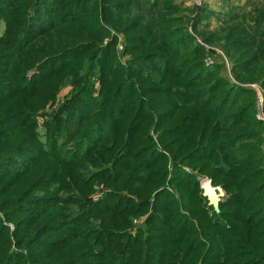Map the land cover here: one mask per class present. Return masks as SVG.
Here are the masks:
<instances>
[{
    "label": "trees",
    "instance_id": "1",
    "mask_svg": "<svg viewBox=\"0 0 264 264\" xmlns=\"http://www.w3.org/2000/svg\"><path fill=\"white\" fill-rule=\"evenodd\" d=\"M196 8L191 32L176 0H0V264H264V122ZM228 12L260 79L264 7Z\"/></svg>",
    "mask_w": 264,
    "mask_h": 264
},
{
    "label": "rangeland",
    "instance_id": "2",
    "mask_svg": "<svg viewBox=\"0 0 264 264\" xmlns=\"http://www.w3.org/2000/svg\"><path fill=\"white\" fill-rule=\"evenodd\" d=\"M177 3L181 4L183 6L182 13H185L187 15L186 24L189 26V30L193 32L192 29V22L193 18L195 17L196 13V7H206L209 12V18L204 22L202 29L203 30H209L208 33H215L216 38L213 42L207 43L204 41L203 35L204 33H200L199 35H196L197 42L203 44L208 51L213 49L216 54H220L223 57V74L224 76L234 84H238L243 86L246 89L251 90L255 95V107H256V117H257V103H256V91L251 88L252 86H261L264 89V76H262L260 79H255L252 81H242L238 80L235 74L232 71V61L226 56L224 53V50L222 49V44L225 43V39L223 36V31H221V27L224 26V21L229 20V12L228 9L235 10L238 16L244 11L253 10L256 8H262L264 7V0H176ZM241 19V17H240ZM225 21V22H226ZM3 29V26H0V31ZM111 34L118 36V55L119 59L123 64H126L127 60L129 59V55L125 53V42L124 37L125 34L121 31H118L117 29L111 27ZM110 37H106L104 39V44H106L109 41ZM120 45L123 46V48H120ZM215 59H213L212 55H208L205 59V63L208 66H212ZM98 85V83H97ZM58 94L56 96L55 101H51L47 104L46 108L43 110L45 112L50 111L53 108V105H57L59 103L58 100L64 98L69 92L72 90V86L70 84L68 85H61L58 89ZM210 182L208 179H203V186L205 182ZM211 184V183H210ZM212 185V184H211ZM214 188V186L212 185ZM222 187V186H221ZM223 188V187H222ZM204 194L206 191L205 186L203 187ZM215 189V188H214ZM216 191V190H215ZM225 191V190H224ZM218 194L219 192L216 191ZM206 195V194H205ZM145 218H141L139 220H135V222H143Z\"/></svg>",
    "mask_w": 264,
    "mask_h": 264
},
{
    "label": "built area",
    "instance_id": "3",
    "mask_svg": "<svg viewBox=\"0 0 264 264\" xmlns=\"http://www.w3.org/2000/svg\"><path fill=\"white\" fill-rule=\"evenodd\" d=\"M120 48H123L120 45ZM256 91L257 118L264 122V89L261 86H252Z\"/></svg>",
    "mask_w": 264,
    "mask_h": 264
},
{
    "label": "water",
    "instance_id": "4",
    "mask_svg": "<svg viewBox=\"0 0 264 264\" xmlns=\"http://www.w3.org/2000/svg\"><path fill=\"white\" fill-rule=\"evenodd\" d=\"M210 183L212 184L211 180H210ZM214 188L216 191L219 192L215 198H211L207 192H205V194L209 197L210 203L213 204L215 209L219 212L220 211L219 204H220L222 197L225 195V191L221 186H214Z\"/></svg>",
    "mask_w": 264,
    "mask_h": 264
},
{
    "label": "bare ground",
    "instance_id": "5",
    "mask_svg": "<svg viewBox=\"0 0 264 264\" xmlns=\"http://www.w3.org/2000/svg\"><path fill=\"white\" fill-rule=\"evenodd\" d=\"M204 186H205L207 193L210 195L211 198H215L217 196V193L215 189L212 187V185L210 184V182L206 181L204 183Z\"/></svg>",
    "mask_w": 264,
    "mask_h": 264
}]
</instances>
